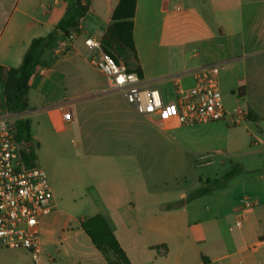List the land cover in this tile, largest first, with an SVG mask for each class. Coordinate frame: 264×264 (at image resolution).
<instances>
[{
    "label": "crops",
    "instance_id": "crops-1",
    "mask_svg": "<svg viewBox=\"0 0 264 264\" xmlns=\"http://www.w3.org/2000/svg\"><path fill=\"white\" fill-rule=\"evenodd\" d=\"M120 1L103 0L97 12L91 0L81 34L58 39L46 50L29 82V108L21 114L29 121L41 118L38 133L31 126L29 146L37 147L55 201L40 224L45 246L85 234L81 222L100 216L129 264L135 253L139 264H264L259 199L235 198L228 207L222 196L204 209L196 206V214L226 206L216 218L218 237L212 241L209 235L197 240L192 232L187 216L193 204L165 209L178 202L174 197L192 191L178 195L179 181L191 166L181 126L139 116L92 66L85 44L87 38H103ZM67 8V0H0V67H20L31 41L53 32ZM133 22L143 81L165 100L174 98L173 77L190 86V73L217 63L239 69L237 87H245L247 99L255 97L246 109L260 116L248 121L264 124V90H255L264 87V0H136ZM92 67L104 81H92L87 71ZM65 112L72 121H63ZM200 186L201 179L193 189ZM244 199L260 205L245 210ZM240 218L244 224L238 228ZM94 249L95 264H109Z\"/></svg>",
    "mask_w": 264,
    "mask_h": 264
},
{
    "label": "built area",
    "instance_id": "built-area-1",
    "mask_svg": "<svg viewBox=\"0 0 264 264\" xmlns=\"http://www.w3.org/2000/svg\"><path fill=\"white\" fill-rule=\"evenodd\" d=\"M86 46L92 66L107 80L110 89L121 94L141 117L177 126H194L224 121L228 116L243 120L241 111H228L221 92L220 65L207 63L190 73L193 83L184 85L181 76L173 77L174 98L165 100L162 92L147 85L137 73L130 72L124 62L107 54L100 40L87 38ZM0 105V250H24L33 264H41L44 255L40 224L55 209L54 194L46 172L37 164L27 166L16 139L11 115ZM2 111H4L2 113ZM63 121H72L69 112ZM243 208L252 209L259 201L244 199ZM244 218L235 222L241 228ZM52 258V256L50 257Z\"/></svg>",
    "mask_w": 264,
    "mask_h": 264
},
{
    "label": "rangeland",
    "instance_id": "rangeland-1",
    "mask_svg": "<svg viewBox=\"0 0 264 264\" xmlns=\"http://www.w3.org/2000/svg\"><path fill=\"white\" fill-rule=\"evenodd\" d=\"M102 3L103 0H94L97 12H99V7ZM95 55L96 52L90 56V61ZM175 62L178 61H174L173 64ZM223 67L221 68L220 81L224 104L231 112L234 108L241 111L244 120L236 122L235 119H231L228 116L224 121L218 123L181 126L179 128V135L188 149V151L184 152L190 158L191 166L190 169L188 168L186 175L183 176L187 180L181 177L179 181L180 191L178 195L183 192H189V190L193 192V188L198 186L200 179L205 181L207 179L221 178L235 165L242 168V172L230 181L226 189L216 191L211 195L203 196L187 203L193 204L189 207L187 218L191 222L192 232L197 240H202L203 235H209L211 241L215 237H218L217 228H215L216 218L220 216L219 212L225 209L226 206L222 205L216 208L213 206L210 213L203 211L199 214H196L194 211L196 210V206L204 209L205 206L219 201L222 196H226V198L222 199V202L229 199V207L235 198L240 199L244 196H249L259 199L264 208V135L260 134V129L264 127V124L258 125L256 122L245 120L247 116L254 112L246 109V104L251 103L255 97L247 99L245 97V87H237L238 78L241 77L239 69L232 68V70L229 66ZM87 71L92 81H104L93 70V67L88 68ZM167 88H169L167 93H171V86L167 85ZM232 88L235 89L233 93L230 90ZM241 88H244V91L241 92ZM260 89L264 90V87H255V90ZM0 105L4 108V95L1 83ZM4 110L6 112V108ZM8 114L12 116L14 123L24 120V115L21 113ZM254 114L260 117L257 113L254 112ZM158 118V115H153L154 120ZM40 119L34 116L30 118L34 134L38 133L37 122ZM254 141L257 142V145L254 144ZM37 165L43 169L40 161L37 162ZM188 195L186 194L183 198L174 197L176 198L174 200H183ZM59 209L64 212L73 213L72 210L66 209L64 205H60ZM205 225H211V229L206 228V233L203 232ZM42 241L43 247L47 251L44 252L41 264H95V258L90 255L96 250L85 234L73 239L64 240L61 244L53 243V245L48 244L45 246L43 236ZM203 247L204 245L200 246V249L203 250ZM51 256L52 258H50ZM108 257H111V254ZM137 260H140L139 254L135 253L130 262L131 264H139ZM0 264H33V262L30 254L24 250H0Z\"/></svg>",
    "mask_w": 264,
    "mask_h": 264
},
{
    "label": "trees",
    "instance_id": "trees-1",
    "mask_svg": "<svg viewBox=\"0 0 264 264\" xmlns=\"http://www.w3.org/2000/svg\"><path fill=\"white\" fill-rule=\"evenodd\" d=\"M68 8L56 28L47 36L38 37L31 41L20 67H0V83L3 88L4 107L10 114H20L28 110L29 82L37 69L42 66L44 52L52 48L58 39L69 40L73 35L81 34V22L86 19L91 8V0H67ZM136 0H121L112 14L111 24L107 27L100 40L103 50L116 61L124 62L130 72L137 73L143 80L135 41L133 38L134 15ZM244 89L241 88L242 92ZM257 117L254 113L247 120ZM16 139L21 146V155L27 166L37 164V147L30 145L33 141L31 124L28 119L14 123ZM242 172L238 165L233 166L221 178L201 180V186L191 192L186 198L176 203L168 204L165 209L181 208L187 203L216 191L227 188L229 182ZM85 234L93 246L108 258L109 264H129V259L118 240L100 217L96 216L81 222ZM111 257H108L110 256Z\"/></svg>",
    "mask_w": 264,
    "mask_h": 264
}]
</instances>
